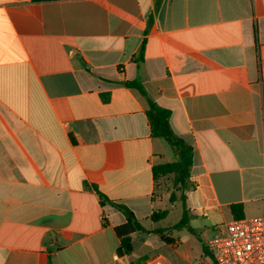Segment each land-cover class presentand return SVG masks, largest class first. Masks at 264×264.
I'll return each instance as SVG.
<instances>
[{
    "label": "crops",
    "instance_id": "1",
    "mask_svg": "<svg viewBox=\"0 0 264 264\" xmlns=\"http://www.w3.org/2000/svg\"><path fill=\"white\" fill-rule=\"evenodd\" d=\"M147 99L193 150L203 260L231 205L264 217V0H0V264H134L114 229L163 211L174 161Z\"/></svg>",
    "mask_w": 264,
    "mask_h": 264
},
{
    "label": "trees",
    "instance_id": "2",
    "mask_svg": "<svg viewBox=\"0 0 264 264\" xmlns=\"http://www.w3.org/2000/svg\"><path fill=\"white\" fill-rule=\"evenodd\" d=\"M32 2H45L52 0H31ZM126 87L136 89L141 95L146 97V94L138 81L126 82ZM148 109L146 111V116L149 121L150 132L153 138L162 139L166 142L174 156V161L172 163L155 166L152 169L153 176L155 179L160 177H172V184L175 188L180 189L181 192V206H182V216L180 222L175 226L178 229L186 228L190 233L194 234V231L188 226L187 222V212L185 210V192L191 188L189 184L190 169L193 164V150L192 148L174 134L169 125L170 113L164 108L157 106L155 103L147 99ZM102 202L108 201L102 196ZM176 198L174 193H171L170 199L174 201ZM230 211L235 219L242 218V206L240 204L231 205ZM167 215V211H157L151 216L152 221H157L164 218ZM116 236L120 240V245L116 250L118 257H124L131 254L133 251L132 235L138 232H145V229L141 224L133 217L127 218V223L118 226L114 229ZM160 234V238L166 244L171 243V241L162 235V233L155 231Z\"/></svg>",
    "mask_w": 264,
    "mask_h": 264
},
{
    "label": "rangeland",
    "instance_id": "3",
    "mask_svg": "<svg viewBox=\"0 0 264 264\" xmlns=\"http://www.w3.org/2000/svg\"><path fill=\"white\" fill-rule=\"evenodd\" d=\"M165 144L168 150H171L166 142ZM171 193H174L176 196L174 201L170 199ZM157 196L163 202V208L161 210H166L167 215L157 221L148 220L142 222V227L145 229V232H138L132 237L133 255L131 260L134 264H138L148 258L161 255L174 264H186L183 255L189 254L192 256L198 250L199 245L190 237L186 229H178L175 227L180 222L182 216L181 192L180 189L173 186L171 176L159 181L157 185ZM155 231L162 233L164 237L168 235L179 237L180 245L177 249L168 246L161 240L160 234Z\"/></svg>",
    "mask_w": 264,
    "mask_h": 264
},
{
    "label": "built area",
    "instance_id": "4",
    "mask_svg": "<svg viewBox=\"0 0 264 264\" xmlns=\"http://www.w3.org/2000/svg\"><path fill=\"white\" fill-rule=\"evenodd\" d=\"M214 230L205 258L188 264H264V217L233 219ZM140 264L173 263L155 256Z\"/></svg>",
    "mask_w": 264,
    "mask_h": 264
},
{
    "label": "water",
    "instance_id": "5",
    "mask_svg": "<svg viewBox=\"0 0 264 264\" xmlns=\"http://www.w3.org/2000/svg\"><path fill=\"white\" fill-rule=\"evenodd\" d=\"M127 215H128V216H130V214H129V213H127Z\"/></svg>",
    "mask_w": 264,
    "mask_h": 264
}]
</instances>
